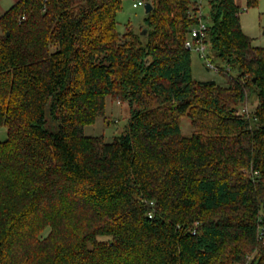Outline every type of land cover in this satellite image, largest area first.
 I'll return each instance as SVG.
<instances>
[{"label": "trees", "instance_id": "obj_1", "mask_svg": "<svg viewBox=\"0 0 264 264\" xmlns=\"http://www.w3.org/2000/svg\"><path fill=\"white\" fill-rule=\"evenodd\" d=\"M123 1L0 16V264H264V48L235 0H207L227 85L196 81L194 4L150 0L142 32L121 35ZM108 97L129 111L110 142L84 131Z\"/></svg>", "mask_w": 264, "mask_h": 264}, {"label": "rangeland", "instance_id": "obj_2", "mask_svg": "<svg viewBox=\"0 0 264 264\" xmlns=\"http://www.w3.org/2000/svg\"><path fill=\"white\" fill-rule=\"evenodd\" d=\"M18 0H0V16L9 9ZM140 0H124L122 9L116 16L117 31L124 35L128 29H132L140 34L143 29L145 8L144 6L134 7L133 4ZM149 1V0H148ZM204 14H209V7L206 6ZM241 25L244 33L253 39V45L264 48V0H259L255 7L242 8L240 14ZM4 35L0 27V38ZM210 54V49L208 48ZM192 75L196 81H215L219 85H227V77L213 69L207 67L206 61L200 57L196 51L191 52ZM257 106V100L254 96L250 97L246 104L237 107L248 115L251 114ZM129 120L128 108L119 101H113L111 98L106 100L105 114L99 117L93 124L86 126L85 134L92 137H103L106 142H110L114 137L122 134ZM191 119L187 116L181 119V131L185 136H190L194 128L191 125ZM7 138V128L0 127V140ZM50 228L46 229L41 237L46 238L50 235Z\"/></svg>", "mask_w": 264, "mask_h": 264}, {"label": "built area", "instance_id": "obj_3", "mask_svg": "<svg viewBox=\"0 0 264 264\" xmlns=\"http://www.w3.org/2000/svg\"><path fill=\"white\" fill-rule=\"evenodd\" d=\"M190 1L194 4V7L190 9L188 14L193 20L197 22V24L188 33L187 39L185 41V47L191 52H198L200 57L206 61V65L208 68L219 72V69L209 59L208 45L205 43L208 30V20L207 16L204 14V10L207 4V0ZM147 2L148 0H140L137 3H134L133 6L136 8L139 6H145Z\"/></svg>", "mask_w": 264, "mask_h": 264}, {"label": "crops", "instance_id": "obj_4", "mask_svg": "<svg viewBox=\"0 0 264 264\" xmlns=\"http://www.w3.org/2000/svg\"><path fill=\"white\" fill-rule=\"evenodd\" d=\"M236 4L242 9L247 7V0H235ZM248 8V7H247Z\"/></svg>", "mask_w": 264, "mask_h": 264}, {"label": "water", "instance_id": "obj_5", "mask_svg": "<svg viewBox=\"0 0 264 264\" xmlns=\"http://www.w3.org/2000/svg\"><path fill=\"white\" fill-rule=\"evenodd\" d=\"M144 8H145V14H148L149 12L152 11V9H153V5H152V3H151L150 1H148V2L145 4Z\"/></svg>", "mask_w": 264, "mask_h": 264}]
</instances>
